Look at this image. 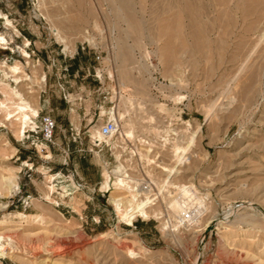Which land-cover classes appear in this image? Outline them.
<instances>
[{"label": "rangeland", "instance_id": "rangeland-1", "mask_svg": "<svg viewBox=\"0 0 264 264\" xmlns=\"http://www.w3.org/2000/svg\"><path fill=\"white\" fill-rule=\"evenodd\" d=\"M119 1L0 0V101H17L6 82L40 109L51 50L101 55L83 90L94 107L78 122V150L58 121L55 143L43 140L40 111L21 131L0 110V264H264V0ZM26 75L17 85L13 76ZM116 101L127 134L175 137L155 145L149 216L130 221L101 189L121 129L109 147L91 143ZM177 143L190 144L179 158ZM121 145L130 158L134 142ZM123 164L140 185L149 180L145 160ZM191 184L201 208L181 225L171 200Z\"/></svg>", "mask_w": 264, "mask_h": 264}, {"label": "bare ground", "instance_id": "bare-ground-1", "mask_svg": "<svg viewBox=\"0 0 264 264\" xmlns=\"http://www.w3.org/2000/svg\"><path fill=\"white\" fill-rule=\"evenodd\" d=\"M122 1H123L122 2L123 4L122 3L120 4V5H122L121 7H123V5H125L126 9H130V0H122ZM119 3H120V1H119ZM121 7H119V8H121ZM184 9H185V7H184ZM128 12H130V11L128 10ZM131 13H133V12L131 11ZM186 13L188 14V12H186ZM129 15L131 16L132 14L128 13L127 16H129ZM129 17H127V18L129 19ZM133 18H134V16H133ZM136 23H138V22H136ZM5 24L7 26H11L12 25V21L8 17H5ZM188 27H190V26H188ZM191 29H192V27H191ZM195 29L197 30V28H195ZM194 34L197 35V33H194ZM197 38H199V37H197ZM199 40H198V42H199ZM2 41H3V37H2V35L0 33V44H2L1 43ZM61 41L64 42V38H61ZM206 41H208V40H206ZM203 43L206 44L205 40L202 38L200 43L197 44L198 47L199 48H200V46L203 47L202 46ZM207 44H208V42H207ZM3 45H4V43H3ZM206 45H204V46L206 47ZM198 47H196V48H198ZM207 47H208V45H207ZM166 48L167 49L169 48L168 50L172 49L171 46L170 47L167 46ZM172 50H171V52H172ZM171 55H174V53L171 54ZM170 57H171V59L173 58V56H170ZM170 57H168V59H167L168 61H169ZM8 74H9V72L5 73L6 77H7ZM13 77H14V80L16 81L17 85H20L23 81H27L28 79H30V77L28 75H26V78H24L23 76H13ZM45 78H46L45 76H42V81H45L46 80ZM3 79H5V78H3ZM5 84L9 88V93L14 95L17 98V101H12V103L14 104L13 106L8 105V103L6 101H0V110L2 112H4L6 118L10 119V120L15 115H17L18 118H20L21 122L23 123V127H22L21 131H23V130L25 131L26 128H31V129L36 128L37 127V123L33 120V118H36L39 115L38 106L34 105V103L28 101L26 99V97H24L23 93L18 88L19 86L15 87V88H12L9 83L5 82ZM29 88H30L29 93L32 94V95H35L36 91H34L32 87H29ZM119 93H121V92H119ZM244 95H246V94H244ZM116 96H118V95H116ZM120 98H122V96ZM122 100H123V98H122ZM125 118L126 117L124 116V113L120 109L119 102L116 101L114 107L108 113V119L116 122L118 127L121 129V131H120L121 139L118 141L119 143L118 142L114 143V146H115L114 149H116V152H119V154H115L116 155V159L118 160V163H116V165H114L111 170L106 165L104 166L105 167L104 168V172H103L104 173V181H103V184L101 186V189L103 191H108V192L111 193L110 197H111V199H112V201H113V203L115 205L116 210L124 212L125 213L124 218H126L128 221H130L131 218L136 217L138 215L139 216H149V213H150V209H149L150 206L149 205L151 203L152 206H153V201L150 199V197L148 195L149 192H148L147 188H145L142 185H140L139 179L136 178L134 176V174H131L130 172L128 174L126 166L123 164V161L124 162H128V161L131 162L134 159L135 156H137V158H139V159L145 160L147 162L148 167H149L146 170L148 176L155 183H157V179H156V177H154L155 175L153 174V169H150L151 164L156 162L154 160V158H153L155 156V154H153V153L156 151L155 145H159L158 149L160 150V147L166 146L169 140H173L174 141L175 137L173 139H170L171 135L169 133L164 132L165 130H162L160 132L155 131V134L158 137L156 140L152 139L153 137L151 138V134L150 133L152 132V130H147V131H144V132H140L138 130H134V134L130 133V135H129L123 129L122 125L119 124L120 121H123ZM5 127H6V125H5ZM114 135L115 134H113L112 136L106 138L102 134V131L100 129L98 136L94 137L95 139H93V140L94 141H96V140H100V141L106 140L108 143H110V142H112V139L114 138ZM137 140H138L139 143L136 144ZM192 140L190 141V144L192 143ZM120 141H121V143L123 142L124 144L127 141H133L134 142L133 148L131 149V154L129 155L130 158L126 159V158H124V155H122V152H124L126 148H125L124 145H121ZM173 141H171V144L174 143ZM190 144L188 146H183V145H180L179 143L175 144L174 145L175 146V150L178 152L177 154H175L176 157H178V158L182 157L184 155V153L186 151H188V148H189ZM119 148H120V150H119ZM122 157L125 160H122ZM147 158H151L152 159L151 162H148ZM126 165L128 166L127 168H128V171H129L131 163H129V165L128 164H126ZM171 171H174V169H171ZM130 175L132 176V178H131ZM7 181H9V183L8 184L6 183V184H7V186H9V189L11 190L16 185L15 182H14V179L12 177L5 178V182H7ZM165 184H166V181H165ZM120 191H125L127 194L125 196L116 197L117 196L116 194L120 193ZM178 191H179L178 192V196L177 197H173L171 202H172V204L176 205V207H174V208H178L179 211L185 212L183 214L184 216L186 215V209L187 208H190L192 206L195 208L194 209L192 207L194 210H198L199 208H201V203H198V202H199V199L202 198V197L199 196V193L197 192V189L192 184L191 185H181V186L178 187ZM192 208H190V209H192ZM178 217L180 218L179 215H178ZM179 221H180V219H179ZM9 241H11V239ZM3 246H5V245H3ZM11 246H13V244ZM12 248H14V246Z\"/></svg>", "mask_w": 264, "mask_h": 264}, {"label": "crops", "instance_id": "crops-1", "mask_svg": "<svg viewBox=\"0 0 264 264\" xmlns=\"http://www.w3.org/2000/svg\"><path fill=\"white\" fill-rule=\"evenodd\" d=\"M26 39L29 40L27 37ZM47 57L54 59L47 63L49 68L47 86L43 92L39 111L43 114H50L59 122V126H65L68 134L64 135L63 140L66 139L78 150L82 143V140L78 138H82V133H84L81 128L82 122L89 117L94 107L90 95L87 97L83 90L86 88L85 84L91 88L89 80L94 79L92 78L95 75L93 72H97L95 55L81 49H76L73 53L51 50L50 54L47 53ZM94 92L96 98H100L104 89L100 85H95ZM71 95L74 97L71 98ZM79 121L81 127L78 125ZM93 165L101 164L93 163ZM102 184L103 182L101 186Z\"/></svg>", "mask_w": 264, "mask_h": 264}, {"label": "built area", "instance_id": "built-area-1", "mask_svg": "<svg viewBox=\"0 0 264 264\" xmlns=\"http://www.w3.org/2000/svg\"><path fill=\"white\" fill-rule=\"evenodd\" d=\"M100 59H101V55L96 54L95 60L99 62ZM95 73H97V72H95ZM95 75H97V74H95ZM57 128H58L57 121L50 114H43L40 116V129H41V134H42L43 140H45L48 143L54 144L55 143L54 142V135H55V131ZM101 131H102V134L106 138H108V137L112 136L113 134H115L114 136H116L118 134V132L120 131V128L118 127L116 122H114L112 120H108L107 122H105L101 126ZM91 143H92V146L96 147V148H101L104 145H106L108 147L110 146V144L106 140H104V141L92 140ZM155 185L156 184L154 183V181L151 178H149V180L142 183V186L147 188V190L149 192L148 195L153 202L158 199V195H157L156 191H154V187H153ZM194 216H195V212L191 211L190 208H187L186 209V215L184 216L183 213L181 214L179 223H181V225H183V223H187V222L191 221Z\"/></svg>", "mask_w": 264, "mask_h": 264}]
</instances>
